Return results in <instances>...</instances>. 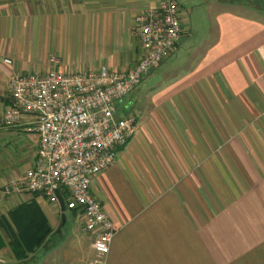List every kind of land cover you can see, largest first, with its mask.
<instances>
[{"label": "crops", "instance_id": "0c3cea01", "mask_svg": "<svg viewBox=\"0 0 264 264\" xmlns=\"http://www.w3.org/2000/svg\"><path fill=\"white\" fill-rule=\"evenodd\" d=\"M186 1L206 5L209 38L175 50L131 93L136 134L92 185L117 228L107 264H264V0ZM159 3L0 0V118L9 76L44 74L53 58L68 74L134 68L136 18ZM33 139L0 138V264H92L80 214L67 236L58 205L3 193L34 164Z\"/></svg>", "mask_w": 264, "mask_h": 264}, {"label": "built area", "instance_id": "2783aa9c", "mask_svg": "<svg viewBox=\"0 0 264 264\" xmlns=\"http://www.w3.org/2000/svg\"><path fill=\"white\" fill-rule=\"evenodd\" d=\"M133 34L144 55L131 70L104 67L68 74L53 58V68L44 74L10 75V103L1 118L4 127L36 132L40 142L34 164L6 182L3 193L37 194L60 208L61 196L66 210L80 214L85 231L94 237L92 264H107L117 235L92 185L137 131L134 116L118 118L117 103L161 66L186 34L177 0H160L157 7L143 11ZM3 62L13 64L10 59Z\"/></svg>", "mask_w": 264, "mask_h": 264}, {"label": "rangeland", "instance_id": "374dc122", "mask_svg": "<svg viewBox=\"0 0 264 264\" xmlns=\"http://www.w3.org/2000/svg\"><path fill=\"white\" fill-rule=\"evenodd\" d=\"M180 5L183 10L189 15L191 19V27L193 31V36L187 37L188 35H184L179 43V46L176 48V56H185L190 47L189 42H202L209 38L210 29H211V21L208 18V14H206V5L202 2H198L199 4L193 5L186 0H179ZM264 3V1H263ZM30 74V73H29ZM147 80H144L141 84L143 87L146 86ZM140 85V86H141ZM138 92L134 95H127L124 99L117 103L118 108V118L126 117L127 115H134L135 108L138 103ZM0 138H35L37 151L39 149V136L36 132H29L25 130L23 127L17 128H7L1 124L0 118ZM16 148V143L14 145ZM6 195V194H5ZM75 214L73 211L66 210V215L68 218V222L66 225L62 227V232L64 235L69 236V234L73 233V228H77L79 225L78 215L72 216ZM60 236V235H58Z\"/></svg>", "mask_w": 264, "mask_h": 264}, {"label": "trees", "instance_id": "16d2710c", "mask_svg": "<svg viewBox=\"0 0 264 264\" xmlns=\"http://www.w3.org/2000/svg\"><path fill=\"white\" fill-rule=\"evenodd\" d=\"M49 232H50V230H47L46 235H47ZM45 240H46V236L43 237V238H40V239L37 241L36 245H34V246L32 247L31 251H33L36 247L41 246ZM29 251H30V250H29ZM17 257H18L19 259H24V258H25L24 255H23V256H19V255H18Z\"/></svg>", "mask_w": 264, "mask_h": 264}, {"label": "water", "instance_id": "95a60500", "mask_svg": "<svg viewBox=\"0 0 264 264\" xmlns=\"http://www.w3.org/2000/svg\"><path fill=\"white\" fill-rule=\"evenodd\" d=\"M59 198H60V204H61V209L63 213V224H65L66 223V215H65L66 208H65V204H64L62 197L60 196Z\"/></svg>", "mask_w": 264, "mask_h": 264}]
</instances>
